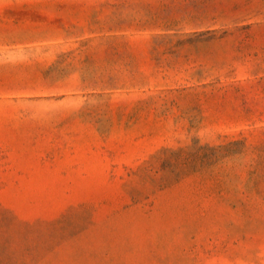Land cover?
Wrapping results in <instances>:
<instances>
[{
    "label": "rangeland",
    "instance_id": "1",
    "mask_svg": "<svg viewBox=\"0 0 264 264\" xmlns=\"http://www.w3.org/2000/svg\"><path fill=\"white\" fill-rule=\"evenodd\" d=\"M0 264H264V0H0Z\"/></svg>",
    "mask_w": 264,
    "mask_h": 264
}]
</instances>
